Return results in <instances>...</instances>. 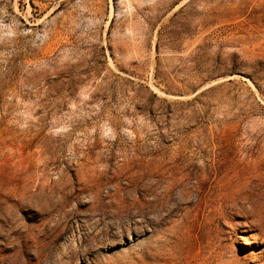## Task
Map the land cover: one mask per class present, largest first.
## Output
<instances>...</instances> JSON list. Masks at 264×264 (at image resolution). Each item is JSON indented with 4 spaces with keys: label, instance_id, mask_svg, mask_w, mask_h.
Instances as JSON below:
<instances>
[{
    "label": "rangeland",
    "instance_id": "rangeland-1",
    "mask_svg": "<svg viewBox=\"0 0 264 264\" xmlns=\"http://www.w3.org/2000/svg\"><path fill=\"white\" fill-rule=\"evenodd\" d=\"M0 264H264V0H0Z\"/></svg>",
    "mask_w": 264,
    "mask_h": 264
}]
</instances>
